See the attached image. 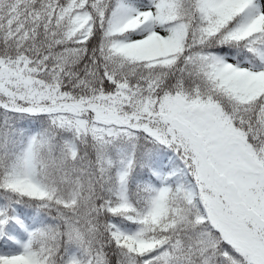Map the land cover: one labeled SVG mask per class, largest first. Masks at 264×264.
<instances>
[{
  "label": "snow or ice",
  "instance_id": "1",
  "mask_svg": "<svg viewBox=\"0 0 264 264\" xmlns=\"http://www.w3.org/2000/svg\"><path fill=\"white\" fill-rule=\"evenodd\" d=\"M0 264H264V0H0Z\"/></svg>",
  "mask_w": 264,
  "mask_h": 264
}]
</instances>
